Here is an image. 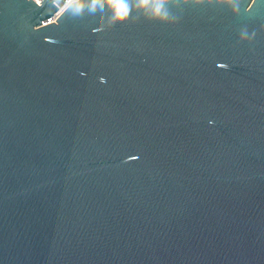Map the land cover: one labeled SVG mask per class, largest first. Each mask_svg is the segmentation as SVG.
<instances>
[{"label":"water","instance_id":"95a60500","mask_svg":"<svg viewBox=\"0 0 264 264\" xmlns=\"http://www.w3.org/2000/svg\"><path fill=\"white\" fill-rule=\"evenodd\" d=\"M250 2L174 0L168 23L94 33L99 13L33 31L53 0H0V264H264Z\"/></svg>","mask_w":264,"mask_h":264},{"label":"clouds","instance_id":"9594fccd","mask_svg":"<svg viewBox=\"0 0 264 264\" xmlns=\"http://www.w3.org/2000/svg\"><path fill=\"white\" fill-rule=\"evenodd\" d=\"M32 2L37 6L43 4V0H32ZM173 2L174 0H53L56 8L55 14L46 22L33 26V31L51 25L58 26L60 19L68 12H71L74 17L82 16L85 11L92 15L99 13L101 23L93 29L94 33H103L107 29L125 25L132 19L134 13L143 16L148 22L168 23L170 21L168 5ZM183 2L187 3L188 0H183ZM198 2H203V0H198ZM208 2L211 3V0ZM217 2H222V0H217ZM223 2L228 3L234 12H238L243 0H223ZM255 3L256 0H251L245 10L251 11ZM246 35L247 33H242V38ZM218 67L226 69L228 65L218 64ZM100 83H106V79L101 77ZM209 123L212 124L213 121ZM137 158L129 157L125 162Z\"/></svg>","mask_w":264,"mask_h":264}]
</instances>
